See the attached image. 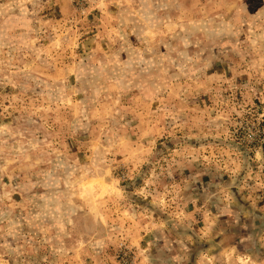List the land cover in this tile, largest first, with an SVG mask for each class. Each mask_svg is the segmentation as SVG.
Segmentation results:
<instances>
[{
	"label": "rangeland",
	"instance_id": "rangeland-1",
	"mask_svg": "<svg viewBox=\"0 0 264 264\" xmlns=\"http://www.w3.org/2000/svg\"><path fill=\"white\" fill-rule=\"evenodd\" d=\"M252 1L128 21L0 0V264H264Z\"/></svg>",
	"mask_w": 264,
	"mask_h": 264
},
{
	"label": "crops",
	"instance_id": "crops-1",
	"mask_svg": "<svg viewBox=\"0 0 264 264\" xmlns=\"http://www.w3.org/2000/svg\"><path fill=\"white\" fill-rule=\"evenodd\" d=\"M101 2L109 4L110 7L108 10L102 7L100 16L106 14L107 17L113 18L120 11L128 21H136V18L146 20L148 17L169 20H208L213 18L211 14L224 11L229 5L237 9V6L243 3L245 5L244 10H246L253 3L252 0H219V2H214V0H101ZM224 12L228 13L229 10ZM215 18L217 15H214ZM140 28L139 34L142 32ZM44 160L45 168H48L50 157L47 156Z\"/></svg>",
	"mask_w": 264,
	"mask_h": 264
}]
</instances>
